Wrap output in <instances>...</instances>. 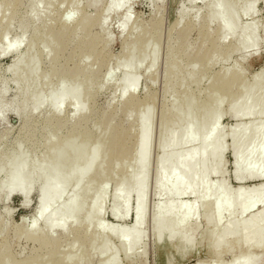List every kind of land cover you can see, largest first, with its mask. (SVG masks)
Segmentation results:
<instances>
[{
  "label": "rangeland",
  "instance_id": "1",
  "mask_svg": "<svg viewBox=\"0 0 264 264\" xmlns=\"http://www.w3.org/2000/svg\"><path fill=\"white\" fill-rule=\"evenodd\" d=\"M122 1L124 7L118 9L110 5L111 0H0V29L8 26L6 38H0V152L5 148L12 157L14 146L19 145L16 156L20 160H32L26 168L27 175L18 184L31 186L26 205H22V197L17 193L7 195V177L13 165L6 163L0 168V242L7 246L13 262L39 260L41 264H49L47 250L41 249L35 238L47 236L45 222L51 211L58 210L66 219V231H51L50 242H58L62 254L74 252L69 264L78 260L82 264H103L112 254H116V264H193L196 261L202 264H244L249 251L242 240L223 238L224 245L217 257L213 256L210 245L229 219L235 220L242 228L249 217L264 206V190L260 194L262 204L244 214L234 211L231 215L227 205L223 207L220 196L216 203H205L197 192L178 199L156 195L159 187L166 190L171 187L170 183L156 184L162 158L159 133L163 111L172 112L181 106L176 122L179 127L175 129L176 137H180V126L187 119L197 124L198 116L192 112L200 113L203 103L210 100L209 90L225 84L228 87L225 93L220 87V91H212V100L219 104L221 116L217 132L222 155L209 162H216L218 168L207 176V183L216 191L226 189L230 200L236 189L241 187L245 191L259 183L257 179L238 180L235 177L230 143L237 120L230 114V106L232 99L244 89L255 93L262 87L260 94L264 100V0H226L219 6L220 15L213 19L209 16L218 0ZM126 10L129 18L122 24ZM228 14L233 15L234 21H230L231 29L226 32L223 26L228 21ZM60 26L65 29L59 40L55 39L54 45L52 39L41 41L38 38ZM252 31L254 41L243 46V38ZM138 35H141L139 42H147L148 60L135 74L136 89L122 98V70L117 65L123 63L126 52L133 46V38ZM19 37L17 51L2 54L6 45ZM52 47L57 58V75L46 82L42 78L51 69L48 54ZM203 49L210 57L202 60L200 54ZM17 54H22L23 60L8 70L7 66ZM171 57L174 64L169 73L167 62ZM127 61L134 64L133 60ZM85 69H90L94 84H72L69 76L81 75ZM108 70L110 74L107 76ZM190 71L198 73L190 77ZM257 73L260 75L254 78ZM33 75L38 79L31 82ZM24 80L30 83L21 95L18 82ZM65 88L66 95L56 114L52 105L56 95ZM37 92L39 96L36 97ZM188 97L192 100L187 107L184 99ZM129 98L144 103L138 114L125 108V100ZM75 108H81L78 114H74ZM146 115L149 133L148 151L144 158L139 160L128 153L117 160L107 155L104 161V154L96 153L95 148L102 141L107 127L125 134V142L134 146ZM170 115L166 119H170ZM48 118L50 129L55 123H61L59 138L77 126L92 136L82 152L79 165L72 164L78 140L75 138L76 141L70 142L62 155L68 165L62 169L58 179L50 178L43 186L45 190L55 188L62 196L37 218L34 215L41 188L35 159L43 153V147L39 142L26 141L25 135L26 131L46 134L45 120ZM237 122L238 131L243 133V128L264 122V111L251 109ZM197 146L196 142L190 147L174 149L169 155L173 157L197 149ZM249 160L255 162V168H264V135ZM140 161H144L147 168L143 223L140 226L142 239L138 247L127 254L124 244L116 236L101 231V227L115 228L131 223V212L136 204L133 193L129 197L130 213L126 217L113 219L111 213L115 209L122 214L125 191L139 173ZM178 172L183 175L182 170ZM259 172L255 174L259 175ZM118 183L123 196L115 202L113 195ZM72 198L76 199L77 212L71 208ZM159 203L187 204L188 213L183 223L179 226L168 223L172 235L165 233L167 230L161 232L157 229L161 217L155 214L154 209ZM192 205L194 209L190 210ZM34 219L36 229L33 232L31 223ZM75 223L78 230L68 235L67 231ZM87 228L88 233L93 234L88 239L85 238ZM252 255L254 264H264V247L254 250Z\"/></svg>",
  "mask_w": 264,
  "mask_h": 264
},
{
  "label": "bare ground",
  "instance_id": "2",
  "mask_svg": "<svg viewBox=\"0 0 264 264\" xmlns=\"http://www.w3.org/2000/svg\"><path fill=\"white\" fill-rule=\"evenodd\" d=\"M4 1V0H2ZM222 3H226V0H218L214 7L212 8V12L210 14V18H217L220 15V5ZM1 5V3H0ZM110 5L116 7L118 9H122L124 7V2L122 0H111ZM124 24L128 18L129 14L126 10L122 15ZM81 18L83 16L81 15ZM230 21H234V17L232 14H228V21L223 26V29L226 32H229L231 29ZM65 28L62 26L51 30L50 32H45L43 35H40L38 38L41 41L52 39L53 45L56 40H59L60 35L63 33ZM8 32V26H4L0 29V38H6V34ZM141 35L133 38V46L129 47V50L126 52L125 60L119 62L117 67L121 68L122 75L120 78L121 85V97L123 98L127 93H131L136 89L137 80L135 78V74L140 69L141 65L148 60L147 57V42H139ZM255 39L254 32L252 31L248 36L243 38V46L252 43ZM20 42V37L14 40L12 43L6 45L5 49L2 51V54H7L10 52H16L18 48V44ZM34 42L31 41V44ZM136 44V45H135ZM132 47V48H131ZM54 49L52 47L51 52L48 54L51 69L50 72L46 75L44 73L43 81H49L51 77L57 75V70L55 68V63L57 58L55 59ZM210 55L207 50H202L200 54V58L203 60L204 58H209ZM22 54H17L11 61V63L7 66V69L15 68L20 61L23 60ZM127 60H133L134 64H128ZM150 60V59H149ZM153 62V60H152ZM174 64L173 58H168L167 62V72L172 70ZM90 69H85L81 75L73 74L69 76L70 82L72 84L80 83L85 84L89 83L90 86L94 84L92 75L90 74ZM190 77H195L197 71H190ZM110 74V71H107V76ZM50 77H49V76ZM260 73L254 75V78H257ZM38 79L37 75H33L31 77V82L36 81ZM30 82L19 81V89L21 90V95L23 94L24 88ZM218 87L225 93L227 91V86L225 84H220ZM217 89L209 90L208 94L210 96V100L207 103H203L200 109V113L192 112V115L198 116L197 124H193L191 119H187L182 126H180L181 135L180 137H176L175 129L179 126L176 124L180 117V110L183 107L178 106L172 112L170 110L163 111L162 113V122H161V130L159 133V145L161 147V165L157 170V178L156 184L164 183L167 185L171 184L169 189H165L164 187H159L156 190V195H167L169 199H178L180 196L191 194L197 192L200 199H202L205 203H216L218 196H220L223 200V207H228L229 215L232 212L237 211L240 214H244L249 210L253 209L256 205L262 204V199L260 194L264 190L262 186V180L264 179V168H255V162H250L249 156L253 150H256L258 147V143L264 135V122L256 123L250 127H245L241 131H238L239 121L244 115L248 114L251 109H255L256 111H264V100H261V91L259 88L255 93L250 92L248 89L242 90L237 97L233 98L230 106V114L237 121L233 126V132L231 136V151L233 157V167L234 174L236 179L238 180H254L257 179L259 183L255 186L247 189L245 191L241 190V187L236 189L235 195L232 200H230V195L226 189L217 190L211 187L207 183V176L211 173L216 172L218 165L216 162L209 163L212 160L219 159L222 155V148L219 145V135L217 130V124L220 119V110L219 104L213 101V93L212 91H220ZM93 87H91L92 90ZM264 88V86H263ZM180 91V89H179ZM67 89L61 90L56 95V101L52 105V108L56 114L60 111V104L62 98L66 95ZM180 93H183L180 91ZM35 96H39V92L35 94ZM253 96L251 101L249 98ZM177 97V96H176ZM76 98V97H75ZM185 104L187 107L190 105L192 98H186ZM187 100V103H186ZM213 101V102H211ZM144 103L140 101H135L131 98L125 100V108L127 111L131 113L137 112L140 109L141 105ZM36 109V108H34ZM81 109V108H80ZM79 108L74 109V114H78L80 111ZM171 114V115H170ZM197 114V115H196ZM170 115V119H166V117ZM148 115L144 119H142V123L140 126V130L138 132L137 143L134 146L129 145L125 142V134L123 135L120 131L112 129L111 127H107L104 130V135L102 141L98 143L95 148L96 153L102 152L104 154V161L107 155L114 159L123 158L128 153L132 154L134 157L140 160V158H144L148 151V143L147 137L149 133L148 129ZM47 133L44 135H40L38 133H27L26 131V141L39 142V145L43 147V153L36 157L35 162L37 163V171L36 174L39 176L40 188L41 191L37 197V205L35 208V215L37 218L42 216L49 205H52L54 202L58 201L62 193L57 191L55 188H51L48 190L43 189V186L50 178L58 179L62 169L68 165V161L64 159L62 156L63 153L67 150L70 142L78 140L77 148L73 152V165H79L82 152L86 150L88 147V143L91 139L92 134L87 133L79 127H74L73 130L69 131L68 134L62 138L58 137V130L61 127V123H55L52 125L50 129V120L49 118L45 120ZM169 124V125H168ZM98 125V123H96ZM172 127V128H171ZM44 128V129H45ZM50 129V130H49ZM170 129V130H169ZM78 132V133H77ZM248 133L250 136L248 137ZM38 137L40 140L36 139ZM164 141L166 144L164 145ZM198 143L197 149L187 150L179 155L171 157L169 155L174 149H181L184 147H190L191 145ZM19 145L14 146V155L9 157L7 153V149L3 148L0 152V168L2 165L6 163H10L13 165L11 172L8 174L7 182L9 183V187L7 189V195L10 196L14 193H17L22 197V205H26L29 201V195L31 193V186L22 187L19 184L20 179H23L27 174L26 168L32 161L29 160H20L16 153H18ZM98 154V153H97ZM139 173L137 176L133 177L128 185L125 194H124V204L123 211L120 214L118 211L113 209L112 217L113 219H123L126 217L130 211L128 207L130 194L133 193L136 196V204L131 212V223L129 225H121L115 228L114 227H101V231L112 234L116 236L122 244H124L125 251L127 254L133 252L139 245L142 235L140 233V226L143 223V199H144V185L146 180V164L144 161H140L139 165ZM91 170V166L88 171ZM178 170L183 171V175H181ZM259 172V175L255 173ZM244 174L245 176L243 177ZM91 184V181H88ZM196 185L198 187H196ZM123 196V193L120 190L119 183L117 184L116 191L113 195V200L116 202L118 198ZM71 208L76 212L79 210L78 205H76V199L72 198L70 200ZM94 206V205H93ZM91 207V206H90ZM194 206H191L190 210H193ZM99 213L101 212V208L98 209ZM155 214L160 215V223L157 224V229L159 231L164 232L167 230V234H171V227L168 225L169 222L174 225H178L183 223L185 218L187 217V204L182 205H171L169 203H159L155 206L154 209ZM250 213L249 215H251ZM216 218V217H215ZM208 219V218H207ZM66 219L62 217L61 213L58 210L51 211L48 219L45 222V228L47 233L43 235V237H37L35 240L38 243V246L41 249L47 250L48 262L49 264H69V261L73 259L74 252L70 251L69 253H61L60 245L58 242H50L51 236H49L50 232L54 229H59L60 231H66ZM110 225V224H109ZM173 225V227H174ZM179 226V225H178ZM170 228V229H168ZM36 229V219L31 223V230L34 232ZM78 230V224H72L67 234H73ZM240 237H237V235ZM93 237L92 233H88V228L85 231V238ZM225 237H234L235 240H242L243 244L246 246V250L249 251V255L245 260L244 264H254L252 252L258 248L264 247V206L255 213L252 214L247 223L243 225V227L239 228L238 224L232 218L229 219L227 223H225L220 230H218V234L213 238V241L210 245L212 254L214 257L220 253V248L223 246V238ZM237 237V238H236ZM32 238V235L30 236ZM73 239L75 237L73 236ZM72 245L74 241L70 242ZM116 254H112L109 258H107L103 264H116ZM0 264H41V261L37 260L31 263L26 262H13L12 256L9 253L7 246L4 243L0 242ZM75 264H82L80 260L75 262ZM187 264V263H185ZM193 264H202L201 261H196Z\"/></svg>",
  "mask_w": 264,
  "mask_h": 264
}]
</instances>
